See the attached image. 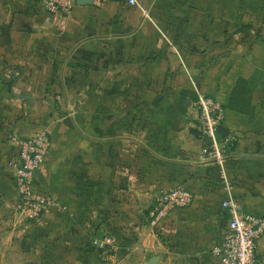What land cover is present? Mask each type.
<instances>
[{"label": "crops", "instance_id": "obj_1", "mask_svg": "<svg viewBox=\"0 0 264 264\" xmlns=\"http://www.w3.org/2000/svg\"><path fill=\"white\" fill-rule=\"evenodd\" d=\"M41 1L0 0V56L9 62L0 68L11 72L7 90L0 87V215L19 211L8 164L18 141L44 128L52 146L36 183L52 203L43 226L66 234L74 229L79 247H90L96 228L119 231L121 248L105 255V264H145L152 257L156 264H219L206 251L227 228L221 207L227 193L218 163L201 154L206 141L196 130L197 97L174 94L178 81L171 72L205 70L209 78L210 71L220 72L219 82L209 85L235 138L227 178L245 211L264 213V62H258L264 53L248 52L242 39L225 43L238 38L237 25L254 18L260 0H141L147 15L115 0H76L64 16L48 13ZM52 36L51 52L67 54L61 63L39 56L46 50L40 40ZM58 68L75 86L93 88L88 97L82 89L63 115L38 100L52 93ZM135 85L154 86L140 92L145 108L127 109L123 100L118 108L112 98L123 95L119 88ZM100 97L107 101L104 109L96 102ZM180 184L194 191L193 203L154 229L149 211L156 196ZM104 213L107 221L100 225ZM81 249L70 256L85 259ZM258 252L264 264V236Z\"/></svg>", "mask_w": 264, "mask_h": 264}, {"label": "built area", "instance_id": "obj_2", "mask_svg": "<svg viewBox=\"0 0 264 264\" xmlns=\"http://www.w3.org/2000/svg\"><path fill=\"white\" fill-rule=\"evenodd\" d=\"M115 1L138 6L148 14L141 0ZM41 3L48 13L64 16L71 14L76 0H42ZM199 105V129L208 141L201 154L218 163L227 193L221 203L228 219L227 228L219 240L207 247L206 252L219 264H260L258 246L264 236V213L245 211L227 178L225 162L230 146L218 128L225 119V109L219 101L203 95L200 96ZM17 144V155L8 164L14 172L19 196L18 209L29 218H39L52 203L51 196L36 183L37 172L51 150V135L47 129L42 128L30 136L21 138ZM194 198V191L186 185L162 189L149 211L150 225L154 229L160 228L173 211L191 205ZM92 243L98 250L113 251L118 247L117 240L111 233L93 237Z\"/></svg>", "mask_w": 264, "mask_h": 264}, {"label": "rangeland", "instance_id": "obj_3", "mask_svg": "<svg viewBox=\"0 0 264 264\" xmlns=\"http://www.w3.org/2000/svg\"><path fill=\"white\" fill-rule=\"evenodd\" d=\"M262 12L263 10L260 5V7H258L257 14L255 16L253 15L254 18L252 20H244L243 22L250 24V21H252L255 30H246L245 32H241L239 33L238 38L226 39L225 43L227 45L228 44L235 45V43H237L242 39L241 42H243L244 46L247 47L248 52H250L253 49H257L259 50V52L264 53V17L262 15L263 14ZM253 20L254 21L256 20V22H253ZM231 30H234V27ZM44 39L45 41L42 42L40 40L41 43L40 45L41 48H44L46 50H43L45 52L44 54L43 51L42 54L40 53L39 55L40 58L48 59V58H53L55 56L54 57L55 64L63 62L65 58L64 55L67 54H59L58 56L53 54V52H51L50 50L51 49L50 45H53V41H55L54 40L55 38H53L52 36ZM255 53L257 52L256 51L253 52L254 61H256ZM60 55H62L63 57L60 58L61 57ZM242 56H244L246 59L247 54L244 55L242 54ZM0 62L9 63L7 60L1 58V56H0ZM246 62L252 65L254 64L249 62V60ZM258 62L262 63L264 62V60H260ZM3 66L4 67L0 68L1 69L0 77L2 75V81L0 82V87L1 89L7 90L6 88H8V84L11 81L10 80L11 72L8 69V67H6L4 64ZM254 71L255 70H251V75L249 72L246 76L252 77ZM218 72L219 71H210V78L206 77L207 71L205 70H199L197 71V74H194L192 71H188V70H176L175 72H171L173 73L171 76L173 78L177 77V81H178V87H172L174 94H177L181 97H197L196 107L198 110V118L196 121V130L199 136L204 140V142L205 141L207 142V139L203 136L202 132L199 129V125H200L199 120H200V112H201L199 99L200 96L203 95L207 98H212L214 100L219 101L217 99L218 95L213 90H211L210 88L211 84L209 83L213 81L215 84H217V82H219L220 72L219 73ZM262 72L264 75V69L261 70V73ZM67 73H68L67 71L61 70L59 68L55 69V72L52 74L51 77L52 79L51 81L53 85L52 93L49 95L48 98L47 97H45L44 99L38 98V100H43L45 103L51 104L52 110L53 111L57 110V112L62 115L67 113L65 110L62 109L68 107L70 103H72V107L74 106L73 100L75 97H80L82 89H87L86 92H84L86 97L91 96V92H93L92 87L80 88V86H75L74 82H72L71 79L67 76L68 75ZM213 73L215 75H213ZM186 78H188L190 84H185L188 81V80L186 81ZM213 82L212 84L214 85ZM55 85L58 91H55L54 88ZM163 87H165V90L167 89L164 92L163 96H167L168 87L167 86H163ZM144 89L147 90L151 89L155 91L154 86L152 85H145V86L135 85L134 87L128 86V87L119 88V91L123 94L122 95L123 97L119 95L112 99L114 100L117 99L115 101V104L119 105L118 108H120V105L122 104V100L125 101L126 103L129 101V106L127 109L136 111L145 108L146 106L145 100L147 97H142V96L139 97L140 92H143ZM125 94H127V96H124ZM69 95L71 97H68ZM5 97H10V96L5 95ZM100 98L101 99H98V101L96 102L99 103L100 101L101 102L100 104L104 109L107 101L103 102V97ZM152 102L148 100L147 106L153 104ZM219 102L225 109V106L222 104V102L221 101ZM154 107L156 108L155 104ZM225 113H226V109H225ZM87 115H88L87 117L90 118V115L89 114ZM150 120H153V118H151ZM221 124L224 125V121ZM225 138L230 146V149L227 152V156H229L230 153L233 151V148L231 147L233 146L232 143L235 141V138L233 136H230V134L225 136ZM206 142L204 146L208 144V143L206 144ZM43 216L44 213L39 218H29L24 214L20 213V211H18L17 213L13 211L12 213H8L7 215L4 214L0 215V264H99V263L105 264L106 260L103 257L109 254H116L121 248V242L117 237L119 231L107 230L105 227H103L102 229L101 227L96 228L90 234H92L93 237L101 236L103 235L102 232H105V230H107L106 232L114 235V237L117 240L118 247L116 250L113 251L98 250L90 240H89L90 247H87L85 245L79 247L77 246L78 241L75 240V238H73L76 236L74 229L72 230V232H68L67 234L61 232V230H58L57 228H55V230L49 229L48 227H45L41 224ZM56 216L58 217V215ZM99 217H100L99 220L100 225H102L107 221L106 213L99 215ZM64 235L67 236L66 238H68V240L59 239L61 236ZM77 248H82L81 253L82 255L86 256L85 259L82 260V259H78L77 257L70 256L76 251Z\"/></svg>", "mask_w": 264, "mask_h": 264}, {"label": "water", "instance_id": "obj_4", "mask_svg": "<svg viewBox=\"0 0 264 264\" xmlns=\"http://www.w3.org/2000/svg\"><path fill=\"white\" fill-rule=\"evenodd\" d=\"M77 3L79 4H90L92 3V0H77ZM219 131L224 135L227 136L229 135L228 129L223 125L220 124L218 126ZM158 262V257H152L149 261H147L145 264H156Z\"/></svg>", "mask_w": 264, "mask_h": 264}, {"label": "trees", "instance_id": "obj_5", "mask_svg": "<svg viewBox=\"0 0 264 264\" xmlns=\"http://www.w3.org/2000/svg\"><path fill=\"white\" fill-rule=\"evenodd\" d=\"M259 4L261 5V8L263 10V17H264V0H260ZM260 7V6H259ZM249 23V22H248ZM246 30H255V28L253 27L252 22H250V24L247 23H241L240 25H237L235 32H245Z\"/></svg>", "mask_w": 264, "mask_h": 264}]
</instances>
